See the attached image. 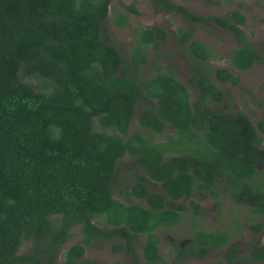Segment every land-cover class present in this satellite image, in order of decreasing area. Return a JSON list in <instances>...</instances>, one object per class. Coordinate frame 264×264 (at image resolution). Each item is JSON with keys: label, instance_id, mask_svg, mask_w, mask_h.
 I'll list each match as a JSON object with an SVG mask.
<instances>
[{"label": "trees", "instance_id": "trees-1", "mask_svg": "<svg viewBox=\"0 0 264 264\" xmlns=\"http://www.w3.org/2000/svg\"><path fill=\"white\" fill-rule=\"evenodd\" d=\"M109 1L0 0V264H124L82 257L99 238H116L112 247L124 251L128 264H140L141 257L165 264L156 230L167 238L164 229L186 210L190 218L201 214L190 196L196 189L216 197L220 188L264 216V118L257 129L244 112L230 108L227 89L215 81L233 85L238 76L205 63L208 45L191 38L196 23L225 28L236 41L231 65L250 67L264 56L244 40L243 14L236 8L199 14L171 0H150L179 12L190 29L138 27L123 54L104 26ZM125 8L135 12L131 4ZM112 10L115 26L129 24L126 13ZM167 35L187 51L185 80L193 98L172 70L155 64L153 73L145 72V46L157 48ZM222 99L224 106L212 109ZM166 126L174 136H150ZM183 138L194 145H181ZM123 155L130 162L122 165ZM121 170L131 174L130 185L118 188L127 201L112 195ZM73 225L79 236L55 262ZM190 236L200 245L192 252L201 255L205 246L229 239L220 229H196ZM24 241L30 249L19 252ZM251 256L264 257V245Z\"/></svg>", "mask_w": 264, "mask_h": 264}, {"label": "rangeland", "instance_id": "rangeland-1", "mask_svg": "<svg viewBox=\"0 0 264 264\" xmlns=\"http://www.w3.org/2000/svg\"><path fill=\"white\" fill-rule=\"evenodd\" d=\"M175 3H180L188 10L199 14H213L223 15L230 9H238L244 16L243 23L240 25L243 38L246 42L252 44L260 55L264 56V0H171ZM131 4L135 8V12H131L125 8V5ZM112 7L119 9L127 14L129 24L121 27L115 26L111 21V15L113 13ZM150 25H158L163 27L168 32H173L175 27H183L190 29V25L187 20L179 12L170 10L166 7L155 6L150 0H110L107 16L104 20V26L106 33L112 39L114 43L121 47V52L126 53L128 45L133 40V32L138 27H147ZM191 38L200 39L205 42L210 50V57L205 63L211 66L224 67L230 70L232 73L238 76V82L236 84H229L228 82L215 81L220 89H227L230 100L227 104L232 109H237L244 112L252 122V124L258 128V122L260 118H264V58L255 60L250 67L239 70L234 68L229 59L228 54L231 49L236 46V41L231 32L225 28L217 26L211 22H203L194 24L191 31ZM178 43V44H177ZM146 54L149 61L144 65L145 72L153 73L154 65L159 64L161 70L168 72L172 70L175 78L185 83L189 92L190 98H193V86L186 82V73L189 67V58L187 51L177 39H171L166 37L164 41L159 43L157 48L152 47L150 44L145 46ZM223 99L211 104L212 109L217 110L224 106ZM141 106L136 105V110H139ZM134 121V120H133ZM96 124L94 123V127ZM262 142L264 143V131H259ZM150 136L154 140H163L168 134L175 135L174 129L171 126H166L161 131L149 132ZM193 146L194 144L187 139L183 138L181 145ZM123 164L130 162V157L123 155L120 158ZM117 181L112 189V195L121 201H127L122 192L118 191V188L125 189L131 183V174L129 171L121 170L117 175ZM149 188L155 191H159L160 187L156 184L149 185ZM198 200H201L202 205L205 207V215L201 216L198 220L199 225L204 227L213 226L216 215V209L212 206L210 198L204 197L199 191L194 195ZM132 201L134 198L131 199ZM137 201V200H134ZM233 208L246 213L247 207L239 206L236 204H230ZM220 207V206H219ZM226 205L221 204V208ZM225 215V209L222 212H218V215ZM185 216L175 225L165 228L163 233L169 239L172 235H177L182 240L188 233V225L185 220ZM99 225L104 224L102 218H95ZM158 230V229H157ZM77 225H73L69 228V235L66 240L61 244L56 257L55 262H59L61 257L60 253L68 245L73 243L78 238ZM264 242V235L261 236ZM173 238V237H172ZM239 238V237H238ZM241 239L244 238L240 237ZM166 238H162L161 246H163L164 252L169 248ZM236 239V238H235ZM245 236V240H248ZM116 238H99L92 245L86 246L82 257L92 258L95 262H109L118 261L124 264H128L130 258L125 255L122 249L113 248ZM31 242L24 241L19 248V252H25L30 249ZM137 249V250H136ZM135 250L136 248L135 243ZM218 251V250H217ZM163 252V251H162ZM217 254H211L210 257L197 260L191 259L188 261L180 262L179 264H214V260L217 259ZM260 264H264L261 262Z\"/></svg>", "mask_w": 264, "mask_h": 264}, {"label": "flooded vegetation", "instance_id": "flooded-vegetation-1", "mask_svg": "<svg viewBox=\"0 0 264 264\" xmlns=\"http://www.w3.org/2000/svg\"><path fill=\"white\" fill-rule=\"evenodd\" d=\"M261 143L264 144L262 140ZM149 185L152 184L149 183L147 186L149 187ZM217 189L219 190V195H217L216 197L211 196L207 191L203 190L196 189L191 191V198L194 199V201L201 207V214L193 217L191 216V218L189 217L190 212L186 210L187 208H189L187 203L188 198H183V204L184 207H186L184 210H186V212L182 213V217L185 216L189 231L182 240L177 235H172L169 239L166 238L167 243L169 244V248L165 252L162 248L163 246H161V240L163 237L161 236L159 230H156V233L158 234L160 239L158 243V252L165 260V264H179L180 262H185L191 259L201 260L210 257L211 254H215L216 252H218V258L214 260V264H260L261 262H264V257L254 258L253 256H251V251L255 246L264 245L261 237L262 235H264V216L261 214L253 213V211L250 210L249 205L238 203L230 198L227 192H223L220 188ZM196 191L202 193L205 199L206 197L210 198L212 206L216 209V215L213 217L215 224H213V226L204 227L202 225H199L198 220H200L201 216L205 215L206 209L202 205L201 200H198L194 196ZM220 195H222L221 198L219 197ZM134 200L138 199L134 198ZM140 203L144 202L140 200ZM221 204L226 205V207L221 208ZM230 204L247 207L246 213L244 211H239L238 209L233 208ZM224 209L225 215H218V212H222V210ZM255 223L262 224L258 228H255ZM196 229H220L229 234V239L219 245L210 244L205 246L202 255L195 254L192 251L199 250L200 245L192 240L190 233ZM243 236L244 238L241 239L240 237ZM245 236L249 239L245 240ZM136 248H138L137 252L139 253V247L137 243ZM177 253H179L180 256L178 258H175ZM144 261L145 260L142 257L139 259L140 264H162L161 260H154L150 263H145Z\"/></svg>", "mask_w": 264, "mask_h": 264}]
</instances>
